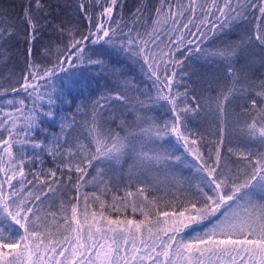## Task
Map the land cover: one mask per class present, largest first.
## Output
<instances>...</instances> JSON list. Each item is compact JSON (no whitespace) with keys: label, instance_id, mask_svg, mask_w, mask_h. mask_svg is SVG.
Segmentation results:
<instances>
[{"label":"snow or ice","instance_id":"snow-or-ice-1","mask_svg":"<svg viewBox=\"0 0 264 264\" xmlns=\"http://www.w3.org/2000/svg\"><path fill=\"white\" fill-rule=\"evenodd\" d=\"M118 5L122 9L123 0H80L86 31L66 20L53 23L58 17L43 0L24 6L19 21L28 43L27 70L23 82L18 79V87L10 89L22 98L7 101L11 111L0 107V264H264V152L230 148L243 163L225 170L221 146L214 158L211 149L205 155L203 137L189 127L198 118L219 119L222 145L233 106L242 136L264 146V0H160L150 28L146 20L140 23L142 8L128 21L116 19ZM0 24V62L6 63L19 29L2 14ZM49 26L63 47L54 54L49 41L37 57L33 49ZM237 29L238 39H224ZM209 35L219 41L211 50L202 47ZM193 57L204 61L205 73L188 64ZM128 62L139 65L152 84L135 90L140 96L155 90L154 96L130 95ZM77 69L95 74L80 78ZM187 81L198 86L190 88ZM180 87L183 92L176 90ZM65 103L76 105L71 114L57 107ZM157 109H163V118L149 115ZM117 114L125 117L118 124ZM44 118L58 120L60 134L37 142L34 133ZM181 147L184 152L176 155ZM45 155L58 161L46 173L36 170ZM121 161H131L129 182L140 187L126 197L144 219H112L103 212L98 218L95 211L89 218L87 196L83 212L72 204L70 217L63 202L59 216L41 207L49 194L67 189L58 171L78 174L73 186L78 200L82 184L93 182L86 180L90 168L106 163L115 168ZM174 162H187L197 182L177 188L161 207L145 195V184H151L149 173L168 172ZM97 175L105 172L97 169ZM137 196L143 198L139 203Z\"/></svg>","mask_w":264,"mask_h":264},{"label":"trees","instance_id":"trees-1","mask_svg":"<svg viewBox=\"0 0 264 264\" xmlns=\"http://www.w3.org/2000/svg\"><path fill=\"white\" fill-rule=\"evenodd\" d=\"M175 3H186L187 0H172ZM28 0H0V14H2L3 19L6 24L14 25L19 29L17 36L14 37L12 46L9 48V58L7 62H0V93L7 91V95L0 96V107H3L4 111H11L12 109L7 105V101L9 100H19L22 98L21 95H13L10 91L12 87H18L15 83L18 79L20 82H23L22 73L25 72L26 69V57H27V49L28 43L25 39V30L22 25H20L19 17L23 15L24 6H26ZM43 3L46 6L48 11H51L57 19L53 20V23H59L61 20H66L71 24L78 25L81 30H87V21L83 20L82 16L78 13V5L80 0H43ZM160 4V0H123V7L118 5L115 10L116 19H120L121 16L125 21H128L132 18V14L136 12L137 8H142L144 10V16L141 17L140 23L144 24L145 20L147 21V26L150 28L152 24V20L149 17H155V10ZM51 19V17H50ZM43 23V20H41ZM253 25H255V20L252 21ZM69 25V26H70ZM4 26L0 24V27ZM143 31V28L140 29ZM193 31L195 29L193 28ZM241 29H237L236 32L230 36L224 37L226 40H236L239 38V33ZM52 41V49L55 54L56 49L58 47H63V44L59 40V37L53 34L51 27L45 28L42 34L40 35L39 41L36 44V47L33 49L34 54L39 57L42 49L47 45V42ZM219 46V41L212 39L211 35H209V39L205 40L202 44V47L211 50L215 47ZM94 59L96 57H93ZM179 58V57H177ZM122 60L124 58H121ZM204 61H197L195 57L192 60L188 61V64L192 66V69L198 73H205L206 69L202 67ZM126 78L131 80L132 90L130 91V95L133 97L139 96L140 99H145V96L148 94L155 95V90H151L150 93L145 92V96H140V93L135 89L139 88L140 90L152 89L151 81H148L146 77L140 71L139 65L131 64L130 62L124 65ZM75 74L77 77L83 78L87 76H91L95 74V70L85 71L81 73L78 69L75 70ZM193 80H198L197 76L192 78ZM93 86H95V82L93 81ZM189 87H195L198 85H193L192 81H187ZM178 91L183 92V87L176 89ZM87 94V93H85ZM98 94V93H97ZM215 95V93H211ZM95 98V97H93ZM68 97H65L67 100ZM81 100L80 96H76V102L79 103ZM147 102V101H146ZM75 104H58L57 107L60 108L61 112L71 114L75 109ZM239 111L238 108L233 106L229 107V114L225 123L226 133L224 137V142L220 145V121L216 118H204V119H196L193 121L189 127L198 131L200 135L203 137V147L201 151L207 155L209 149L212 150L213 158L215 157V148L216 146H221V153L225 159L222 160V164L226 166L225 170L228 168L235 169L238 164H242L243 162L240 160L238 155H234L229 153V149H233L234 152H247L251 151L252 153L256 152H264V146H260L257 143L247 141L245 137L242 136L239 125L235 121V112ZM149 115H159L160 118H163V109H157V111L149 113ZM125 118L120 117L117 114L116 124L119 123V120ZM45 119V123L40 126V130H37L34 133L35 140L37 142L44 139V137H48L49 139L56 134H60V122L57 120L53 123L51 120ZM76 119L78 121H82L84 117L77 116ZM126 119L131 122L134 120V114H126ZM116 124H108L105 127L116 128ZM123 135V132L121 133ZM6 135V133H5ZM75 135V133H73ZM74 143V141H73ZM184 152L183 148H180V151L176 153V155H180ZM32 155L31 151L28 153ZM185 155H187L185 153ZM44 163L42 165H37L36 170L39 171L41 168L46 173L48 169L56 168V164L58 161H53V158L45 155L43 157ZM187 160L191 161L192 157L187 156ZM129 164L121 161L120 165H117L115 168H112L110 164H96L95 167L90 168L89 172L86 174V180L93 181L92 183H83L80 192L79 199H75L77 193L73 186L76 183L78 178V174L73 170L69 173L67 170L63 172H57V179L63 178V184H67V189H71L68 191L65 189L63 192L58 191L55 196L49 194L48 198L43 201L41 207L48 211L56 212L59 216L60 214V206L63 202L64 205L68 208V215L70 217L71 206L72 204L78 205V210L82 213L85 207L84 197L87 196V205L89 206V218L90 213L92 211L99 212L101 210L104 216L110 218H118L124 217L125 219H135L140 220L143 219L144 216L141 212H133L129 209H119V203L129 200L132 205V197H126V193L131 191L136 193V190L140 185L136 183L134 180L130 183L129 180ZM97 169H101L105 172L103 177L97 175ZM26 171L29 172L27 177L28 180H32L33 176L31 175L32 168H26ZM133 172L136 170L133 169ZM71 175L72 182L68 184V177ZM151 184H145V187L148 188V191L145 195L148 196L149 200L157 199V202L163 206L165 201L171 200L173 197V193L179 188L181 191L187 188L189 184L195 185L197 180L194 176L193 170L188 167L187 162H174L172 167L168 172H156L153 170L148 174ZM93 177L96 179L93 180ZM103 180L104 183H100ZM47 185H44L41 191H46ZM100 197V201L104 202V208H101L100 201L95 200L94 195ZM115 197V199H114ZM71 198V202H69ZM162 198V199H158ZM143 198L137 196L136 201L139 203ZM127 217V218H126ZM83 219V216L80 217ZM63 222L62 219L60 221Z\"/></svg>","mask_w":264,"mask_h":264},{"label":"rangeland","instance_id":"rangeland-1","mask_svg":"<svg viewBox=\"0 0 264 264\" xmlns=\"http://www.w3.org/2000/svg\"><path fill=\"white\" fill-rule=\"evenodd\" d=\"M258 198V197H257ZM131 201H129V200H127V206H125V201H123V202H121V203H119V206H118V208L119 209H129V210H132V206H131ZM102 211L101 210H99V212L97 213V215H98V218H99V214L101 213ZM127 218V217H126ZM112 219H117V218H112ZM118 219H120V220H127V219H129V218H127V219H125L124 217H118ZM144 219V218H143ZM202 230V229H201ZM192 233H188V235H191Z\"/></svg>","mask_w":264,"mask_h":264}]
</instances>
